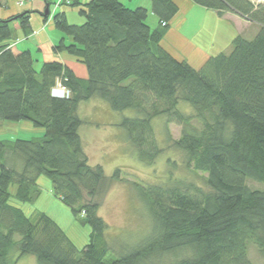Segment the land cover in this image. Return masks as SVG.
<instances>
[{
  "label": "trees",
  "instance_id": "obj_1",
  "mask_svg": "<svg viewBox=\"0 0 264 264\" xmlns=\"http://www.w3.org/2000/svg\"><path fill=\"white\" fill-rule=\"evenodd\" d=\"M191 1L219 16L238 14L253 24L247 31L253 37L237 34L229 51L195 69L160 44L178 10L174 0H150L156 28L146 21L147 7L76 0L69 5L82 24L68 22L64 12L51 19L63 33L54 53L74 56L85 66L80 76L59 60L36 69L28 50L9 46L11 22L29 31L28 12L0 18V122L25 120L43 130L39 137L0 139V264H16L13 251L32 254L38 264H264V189L247 184L264 182V1ZM40 13L43 20L50 14ZM57 85L67 94H52ZM96 97L116 112L134 110L119 125L140 158L157 152L143 147H149L151 119L164 115L179 124L172 145L187 165L206 174L207 186H137L151 216L150 233L108 258L98 198L120 169L106 177L100 164L91 165L78 134V105ZM182 103L192 115L178 110ZM41 178L75 217L83 213L90 239L82 250L50 215L26 214L23 204L40 195ZM250 245L263 262L249 258Z\"/></svg>",
  "mask_w": 264,
  "mask_h": 264
},
{
  "label": "rangeland",
  "instance_id": "obj_2",
  "mask_svg": "<svg viewBox=\"0 0 264 264\" xmlns=\"http://www.w3.org/2000/svg\"><path fill=\"white\" fill-rule=\"evenodd\" d=\"M19 3V7L26 8L32 5H38L39 9L44 12L46 8V2L44 0H30L25 3ZM58 2L47 4L49 16L45 20L42 19L44 26H47L52 16V10L54 11L61 4V0ZM123 4L130 8L134 6L148 5L147 23L151 28L156 24L158 17H155L152 13V7L150 0H120ZM258 2V0H253ZM264 1V0H262ZM260 1V2H262ZM51 7V8H50ZM50 8V9H49ZM206 10L202 6L197 5L196 9L190 10L191 14L188 16L192 23L194 20L196 23L202 22L203 29L198 35L203 42H208L207 47L211 45V22L209 17L205 15ZM211 12V11H209ZM208 12V13H209ZM69 22L82 24L83 17L79 15L76 7L71 6L70 12L67 14ZM195 18V19H194ZM233 18V17H232ZM235 21V17L233 18ZM52 21V19H51ZM235 21V25L239 28H243L245 32L244 36L248 38L253 37V33H248L251 28L244 26L240 22ZM168 28V27H167ZM185 34L191 31L192 27L185 25ZM256 28V27H255ZM169 29V28H168ZM253 34V35H252ZM199 41V40H197ZM211 41V42H210ZM215 54L219 52H227L229 47H224L214 43ZM218 49V50H217ZM48 52L50 54H48ZM214 53V52H213ZM44 58L47 61L56 60L60 58L51 49L45 51ZM57 56V57H56ZM43 58V59H44ZM66 58V57H65ZM70 60L73 64L78 65L76 58L70 56ZM34 61L36 69L40 68L41 62ZM85 66L80 64L76 69V74L80 76L86 75ZM60 87H54V91ZM52 89V90H53ZM54 94V93H53ZM178 110L182 113L193 114L188 104L182 103L178 106ZM77 114L82 119V124L78 127V134L81 139L82 148L84 149L89 163L91 165L100 164L106 177H110L115 169H120L118 179H110L106 184L105 192L98 198L99 208L98 215L103 218L107 223L106 240L110 245L108 256H116L126 249L134 247L140 242L146 235H148L152 227L151 216L145 205L139 198V190L137 186L148 187L153 185H173L176 181L182 183L198 185L202 188H206V174L199 170H194L192 166L187 165L186 156L172 145L173 139L180 137L181 126L175 122H166L164 115L154 117L151 119L150 125L152 126V133L147 143L149 147L143 145L146 149H154L157 152L152 155V158L147 156L146 158H140L137 155L136 144L131 142L126 135V131L119 125V122L123 118L134 117L135 112L132 109L123 111H114L111 109L108 103L99 98H91L79 103ZM25 121V120H24ZM24 121H1L0 122V139H12V138H32L33 136H41L37 132V127H31V125H25ZM249 187L254 189H264V182H255L253 180H247ZM40 194L34 200L29 203L23 204L26 214L34 215L37 211H43L45 214H49L60 225L66 236L71 240L77 249L82 248L89 242L90 228L87 224L83 223L81 218L83 213H80L78 217H75L70 208H68L63 202L54 196L51 189L47 186L41 185ZM46 195H45V194ZM41 196V197H40ZM12 202L18 203L16 198H11ZM47 200V201H46ZM49 202V204H47ZM46 211L48 213H46ZM248 256L250 259L256 262H263L261 256L255 248L250 245L248 247ZM11 258H17L16 264H38L37 259L32 254H24L19 256L18 252H12ZM16 260V259H15Z\"/></svg>",
  "mask_w": 264,
  "mask_h": 264
},
{
  "label": "crops",
  "instance_id": "obj_3",
  "mask_svg": "<svg viewBox=\"0 0 264 264\" xmlns=\"http://www.w3.org/2000/svg\"><path fill=\"white\" fill-rule=\"evenodd\" d=\"M49 1L54 5L58 2L57 0ZM75 1L76 0H61V4H59L58 8H56L54 11L52 10V15L55 13L64 12L69 22L67 16L71 9V5L69 4L70 2ZM78 1L80 3H84L88 2L89 0ZM174 2L176 6H178V10L177 13L173 16L172 20L169 22V29H167V32L160 41V44L168 52L170 51L176 58L185 59L188 64L195 69L201 67V65L208 59L209 56L215 54L216 47H214V43L220 45L221 49L219 50H222V48L224 47H229V43L232 37L236 36L237 34L243 35L245 30L243 28L237 27V25H235L234 23L235 21L240 22L241 24H245L244 26H246L247 28L253 27V24H250L243 17L241 18L238 14L226 12L219 16L214 10L206 9L202 6V8L206 10L204 11L205 15L210 19L212 29V37L210 39L212 42L210 41L211 45L207 47L208 42L206 40H203L202 42L200 37L198 36L203 29L202 22H199L198 24L194 20L191 23L189 20L188 23V16L191 15L189 11H193L194 9H196L197 5L194 4L191 0H174ZM18 4L19 3H16L15 0H0V18L7 19L9 17H17V15L21 14L22 12H28L30 29L28 32L23 31L18 20L11 22L12 36L6 42H9V46H12L16 51L28 50L37 62H39L40 60L47 61L44 58L45 51H49L51 49L53 50V46L61 39L63 33L55 27L54 22H52L51 19L49 20L47 26L43 25L44 23H42V15L40 13L43 10L41 11L38 5H32L30 7L27 6L24 9L22 7H19ZM147 6L148 5H145L144 7ZM232 17H235V21ZM188 24L189 27H192V29L187 35L185 34L184 30L186 29L185 25H187L188 27ZM157 25L158 20L156 24H154L153 28H156ZM48 54L50 53L48 52ZM55 54L60 57L58 59L56 58V60L67 64L76 73V69L80 65L79 63L78 65L73 64L70 60V56L64 52ZM26 122L24 121V123ZM25 125H27L28 127V125H31V123L27 122ZM31 127H33L32 125L30 126V129H33ZM35 130H37L35 132H37L39 135L43 134V130L39 128ZM40 183L47 186L49 190L52 188L51 183L48 180L41 178ZM40 195L42 196L43 194ZM47 204H49V202ZM46 213L48 212L46 211Z\"/></svg>",
  "mask_w": 264,
  "mask_h": 264
},
{
  "label": "built area",
  "instance_id": "obj_4",
  "mask_svg": "<svg viewBox=\"0 0 264 264\" xmlns=\"http://www.w3.org/2000/svg\"><path fill=\"white\" fill-rule=\"evenodd\" d=\"M18 1L21 3H25V2L30 1V0H18ZM260 1H262V0H258V2H260ZM162 24H164V23L162 22ZM57 86H59L60 88L56 89V90H60V91L55 92L53 89L52 94L54 93V95L59 96V97H63L64 94H67V90L64 86H60V85H57Z\"/></svg>",
  "mask_w": 264,
  "mask_h": 264
},
{
  "label": "water",
  "instance_id": "obj_5",
  "mask_svg": "<svg viewBox=\"0 0 264 264\" xmlns=\"http://www.w3.org/2000/svg\"><path fill=\"white\" fill-rule=\"evenodd\" d=\"M49 12H48V8H47V6H46V8H45V10H44V14H48ZM19 15H21V14H19Z\"/></svg>",
  "mask_w": 264,
  "mask_h": 264
}]
</instances>
